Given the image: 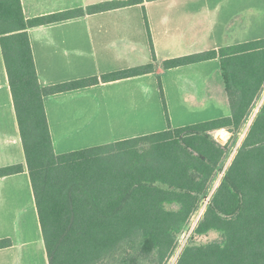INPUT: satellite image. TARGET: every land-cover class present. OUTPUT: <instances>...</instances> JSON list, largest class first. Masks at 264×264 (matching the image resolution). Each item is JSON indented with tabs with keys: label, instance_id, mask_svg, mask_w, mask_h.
Segmentation results:
<instances>
[{
	"label": "trees",
	"instance_id": "obj_1",
	"mask_svg": "<svg viewBox=\"0 0 264 264\" xmlns=\"http://www.w3.org/2000/svg\"><path fill=\"white\" fill-rule=\"evenodd\" d=\"M158 0H110L27 19L0 0V37L49 264H169L219 168L264 91V37L163 62L218 59L229 115L85 149L56 153L44 98L154 71L153 62L43 86L28 28ZM153 61L156 54L151 41ZM160 92L163 95L161 81ZM23 171L0 168V176ZM196 223V222H195ZM176 264H264V104ZM11 240H0V249Z\"/></svg>",
	"mask_w": 264,
	"mask_h": 264
},
{
	"label": "crops",
	"instance_id": "obj_2",
	"mask_svg": "<svg viewBox=\"0 0 264 264\" xmlns=\"http://www.w3.org/2000/svg\"><path fill=\"white\" fill-rule=\"evenodd\" d=\"M106 1L110 0H21V3L26 18L30 19ZM223 4V0L213 7L207 0H158L28 28L38 79L43 86L155 64L154 71L146 74L46 96L45 111L55 152L85 149L173 127L163 99L167 85L177 86L178 93L183 94L190 90V80H201V64L217 63L219 69L220 65L218 59H212L164 69L163 62L221 47L218 41L231 31L224 19ZM232 20L233 17L229 18ZM204 38L209 40L208 47ZM203 44L205 47H201ZM159 81L164 94L157 100L156 119L163 126L152 128L150 120L144 119L150 116L152 102L161 93ZM194 90L199 91V86ZM182 126L186 125L175 127ZM94 127L106 132L102 142L68 145L70 140L80 138ZM17 164L22 165L23 171L0 176V229L12 219L8 198L12 203L13 193L22 189L24 181L27 193L32 191L35 220L41 229L0 37V168ZM28 208L21 206L17 213L20 215ZM11 237V234L0 236V240H11L10 246L0 249L1 263L19 257L23 239L20 235L18 241Z\"/></svg>",
	"mask_w": 264,
	"mask_h": 264
},
{
	"label": "rangeland",
	"instance_id": "obj_3",
	"mask_svg": "<svg viewBox=\"0 0 264 264\" xmlns=\"http://www.w3.org/2000/svg\"><path fill=\"white\" fill-rule=\"evenodd\" d=\"M220 0H207V2L213 7ZM222 11L225 12L224 19L229 22L231 31L229 36L222 40H219L221 46L232 45L238 42L249 41L257 39L259 37H264V0H223ZM233 17L234 20L229 21V18ZM226 21H219L220 23H226ZM221 25V24H219ZM245 26V29L243 28ZM241 27V28H240ZM220 34V32H219ZM214 40L212 38L210 42ZM206 47L209 46V40L204 38ZM203 44L201 47H205ZM201 74V80H190V92L186 91L183 94L178 93L177 86L167 85L166 96L163 95V99L167 103V117H170V123L173 127L181 125H190L214 117H219L226 115L231 112V108L227 99L225 92L223 77L221 70L217 63H206L201 64L199 69ZM171 83V82H170ZM169 83V84H170ZM195 83V84H193ZM199 91H196V87ZM163 87V85H162ZM160 90V88H159ZM164 92V90H163ZM158 93L156 99L153 100L150 116L146 117L144 120L149 119L150 125L147 126L152 128H159L163 122L157 123V100L159 99ZM182 98V100H181ZM264 104V91L257 102L253 112L248 118L246 125L242 131L235 136L234 141L230 140L232 133L225 130L222 133L221 138L219 136V131L214 133V136L221 141L222 144L228 143V156L222 166L219 168L218 175L211 186L207 196L203 200L198 213L195 215L190 227L185 232L179 248L177 249L174 256L171 258L169 264H176L185 245L192 239L196 243H205L212 241L219 237V234L215 231H211L204 235H193L194 229L196 228L199 220L201 219L207 205L209 204L213 194L218 188L226 170L230 166L232 160L234 159L239 147L244 141L255 117L259 113L262 105ZM161 107V106H160ZM162 108V107H161ZM159 110V108H158ZM161 115V109H160ZM168 121V120H166ZM144 122V121H143ZM158 125V126H157ZM163 126V125H162ZM145 128V127H143ZM105 131L98 130L96 127L87 129L80 138H74L69 141L68 145L71 147L75 144H79L81 141L86 142V144H97L102 142L105 137ZM59 149V148H58ZM9 202L7 206H11L13 212L11 214V221H9L8 226L4 229H0L1 235L11 234V238L14 241H18L19 235L23 239V246L20 245L19 257L15 260H7L0 264H49L48 257L44 246V238L40 227H38L35 220V209L32 203V191L27 193V187L24 181L22 189L13 193L12 203ZM21 206H28L29 208L22 214L17 213V209ZM196 222V223H195ZM15 253V252H14Z\"/></svg>",
	"mask_w": 264,
	"mask_h": 264
}]
</instances>
